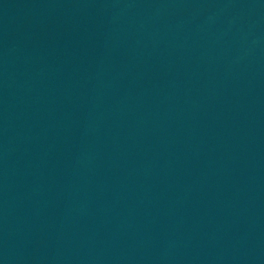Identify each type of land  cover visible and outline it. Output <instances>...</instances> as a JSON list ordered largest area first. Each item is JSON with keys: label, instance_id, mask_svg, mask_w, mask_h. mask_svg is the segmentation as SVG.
Wrapping results in <instances>:
<instances>
[{"label": "water", "instance_id": "95a60500", "mask_svg": "<svg viewBox=\"0 0 264 264\" xmlns=\"http://www.w3.org/2000/svg\"><path fill=\"white\" fill-rule=\"evenodd\" d=\"M0 264H264V0H0Z\"/></svg>", "mask_w": 264, "mask_h": 264}]
</instances>
